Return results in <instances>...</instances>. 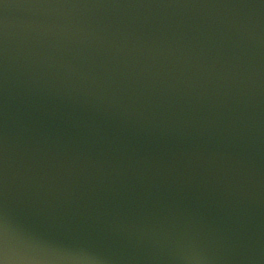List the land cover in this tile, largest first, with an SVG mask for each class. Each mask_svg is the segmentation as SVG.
Instances as JSON below:
<instances>
[{
	"label": "water",
	"instance_id": "obj_1",
	"mask_svg": "<svg viewBox=\"0 0 264 264\" xmlns=\"http://www.w3.org/2000/svg\"><path fill=\"white\" fill-rule=\"evenodd\" d=\"M0 264H264V0H0Z\"/></svg>",
	"mask_w": 264,
	"mask_h": 264
}]
</instances>
